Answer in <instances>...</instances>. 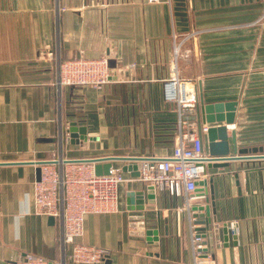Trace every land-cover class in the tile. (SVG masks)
I'll return each mask as SVG.
<instances>
[{"label": "crops", "instance_id": "1", "mask_svg": "<svg viewBox=\"0 0 264 264\" xmlns=\"http://www.w3.org/2000/svg\"><path fill=\"white\" fill-rule=\"evenodd\" d=\"M80 51L110 58V84L57 86L60 63ZM174 63L200 99L238 102L231 153L235 129L246 151L239 157L262 156L207 165L209 193L192 207L210 205L220 230L213 251L209 243L215 264H264V0H0V264L28 253L74 264L63 218L35 211L42 162L172 152L176 106L165 102L163 86ZM193 119L199 127L197 112ZM72 123L87 128L86 139L70 138ZM144 186L124 182L119 210L88 215L79 241L108 250L100 264H192L190 215L176 209L182 199L155 190L150 203L146 191L145 210L128 209V193ZM191 215L208 233L206 209ZM139 216L144 227H134Z\"/></svg>", "mask_w": 264, "mask_h": 264}, {"label": "built area", "instance_id": "2", "mask_svg": "<svg viewBox=\"0 0 264 264\" xmlns=\"http://www.w3.org/2000/svg\"><path fill=\"white\" fill-rule=\"evenodd\" d=\"M157 0H149L156 2ZM176 59L178 49L176 50ZM134 67V66H133ZM110 58L85 57V52L59 65L58 87L92 88L100 90L111 82ZM164 100L176 106L178 140L167 155L140 158L136 163L139 175L126 177L122 167L112 164L109 172L96 173V164L83 159H56L41 164V175L34 182V204L38 214L63 218L62 244L70 246L68 258L74 264H100L109 257L106 248L80 242L85 234V221L90 214H107L119 210V188L127 181H140L155 190H165L182 199L178 212L189 213L192 264H215L207 237L197 230L191 217L192 206L198 199L206 198L198 192V181L208 178L207 165L211 156L204 150L203 135L209 125L197 126L193 117L199 104V94L193 80L183 79L174 63L170 78L163 86ZM230 125L229 128H234ZM60 165L61 170L57 168ZM60 202L63 208H59ZM238 222L232 221V233L236 235ZM5 264H67L50 261L28 253L16 261Z\"/></svg>", "mask_w": 264, "mask_h": 264}, {"label": "water", "instance_id": "3", "mask_svg": "<svg viewBox=\"0 0 264 264\" xmlns=\"http://www.w3.org/2000/svg\"><path fill=\"white\" fill-rule=\"evenodd\" d=\"M207 99L202 97L199 100V104L197 107V120L199 127L202 125H209V129L207 134L203 135V146L204 150L208 152L211 156L208 166L209 167H225L229 166V161L237 160L242 158H255L262 156H249V157H239L244 156L243 153L246 151H242L236 146V131L233 129L232 131V143L234 144V150L231 153L230 149V140L228 135V128L230 125H235L236 120V112L238 107L237 101H229V102H215L209 103L206 102ZM226 123V125H222ZM218 124V125H217ZM70 138L72 140L78 142L80 140L86 139L87 137V128L79 127L76 123H72L69 126ZM240 154V155H239ZM140 158L136 157H126V156H108V157H98L92 159H85L86 161L93 162L96 165V173L97 174H105L109 172V168L112 166L113 161L121 160L127 162H133V164L124 165L123 170L126 172L128 170L137 169V161ZM50 162V161H48ZM44 163V162H42ZM41 163V164H42ZM132 175H139L138 171L132 173ZM211 180L206 178L205 180L198 181V192H202L204 194L209 193V183ZM148 193V198L150 203L155 202V188L151 185L147 187H143L141 190L130 191L128 193L127 202L128 209L131 211H144L145 210V192ZM198 210L207 211V216L209 217V232L205 233L204 236L207 237V243H210L211 250H214L215 242L220 241V230L217 225H213L212 218L210 217V205H201L199 207H193ZM145 216L135 217L137 223H134V227H144ZM143 220V221H142ZM141 222V223H138ZM143 234L145 231H139ZM225 234V239H228V229L225 228L223 230ZM149 236H153L152 238H158L157 230H147L145 232Z\"/></svg>", "mask_w": 264, "mask_h": 264}]
</instances>
